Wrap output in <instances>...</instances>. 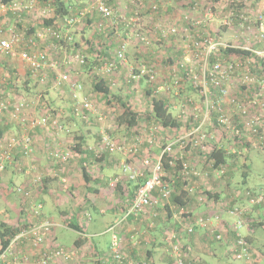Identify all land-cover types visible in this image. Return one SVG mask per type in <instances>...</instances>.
<instances>
[{"label":"crops","instance_id":"0c3cea01","mask_svg":"<svg viewBox=\"0 0 264 264\" xmlns=\"http://www.w3.org/2000/svg\"><path fill=\"white\" fill-rule=\"evenodd\" d=\"M28 1L29 0H15V4L18 7L26 4ZM65 1L67 2L66 5H68L69 9L73 10L74 14L79 11L81 6L83 7L85 3H87V0ZM166 2L163 3L166 5ZM261 2L264 3V0H253V11L251 13L253 16L250 17L253 24L244 22L241 18L242 16L246 17L247 14L241 11L243 8L242 5H240V10L237 9L236 12L238 18L236 20L235 27L237 29L234 37L240 35L239 32L242 27L246 32L250 33L252 38L256 37V33L254 32L255 23H257L260 17L264 20V15L262 14V12L264 13V4ZM40 6L43 7L41 4ZM40 6L34 10H38ZM41 9L43 10V8ZM130 10L133 11L132 6ZM6 11V7L0 5V16H3L0 25L2 24L7 32L13 31V28L18 29L19 23L16 22V18H11V16L6 15ZM33 11L30 14L25 13L20 22L22 26L23 23H27L26 31L18 32L26 35L27 32H31L29 26H31L34 32L39 31L38 27L41 22V18L39 17L45 16V8L43 10L44 12L41 14L38 12L36 15ZM259 12L260 14H258ZM93 15V18L91 16L87 23H92L94 30L97 28L98 31V27L102 21H100V18H98V15L95 13ZM25 16H28V18ZM253 18H255V20H253ZM37 20H39L38 23ZM248 25L251 27L250 31H248ZM74 31H71L73 41H75ZM99 37L100 39L95 40L96 43H94L96 46L98 45V47H100L102 41L104 42L105 48L102 49L107 58L114 54L116 50L118 51L119 45L117 47L115 46V43H118L117 39L114 40L112 36L106 38L107 35L105 38L103 36ZM238 38L239 41H243V38ZM35 39L38 42L35 50H46L50 53L53 51L49 41L50 38H41L38 36V38L36 37ZM253 47L255 49H262L264 48V43H260L258 46L253 44ZM135 50L136 49H133L132 53ZM17 52L16 49L12 54L14 56L10 57V59H8L9 57L7 58L0 55V102L6 100L8 96H11V98L36 96V99H40V102H44V104L47 105L45 107H50L55 111L54 114L58 115L59 118H67V115H70V119L77 122L70 114L72 113L71 83H65L60 89L55 88L54 81L57 75L56 71L53 70L48 71L49 84L48 82H39V78L32 74L31 70L28 68L29 66L23 62L20 57L17 61L15 57ZM63 53L64 55L68 54L67 52ZM141 53L142 52L138 50V52L134 53L133 58L139 59ZM115 54L113 55L114 57ZM232 55L237 57L241 56V54ZM92 61H96V58L92 59ZM63 69L69 73L71 78L69 79L73 82L83 79V75L85 78L91 77V80L94 79L93 76L87 74V72H90L89 74L93 73L90 71L92 70L90 68H59V70ZM118 69H121L123 76L125 68ZM114 75L113 73L110 76L104 77L105 79L103 78V80L107 82V87H109L110 90L113 88L112 85H115V83L120 80V78ZM253 88L255 89L256 87L254 86ZM113 93L114 92L111 90V95H113ZM117 95V93H114L113 96ZM196 95H198V93H196ZM174 100L177 102L176 104H182L181 107L185 106L181 98H175ZM66 101L67 105H69L68 109L64 106ZM189 101L190 100L187 99L186 103ZM40 108L41 106L34 108L32 110V112L34 111L32 115L39 116L42 114L44 111ZM172 110L176 113L174 115L178 119L184 114L180 113V110ZM67 111L70 113L68 112V114ZM190 119H193V116H191ZM0 124H2L5 130L2 142H7L10 137L23 133V128L21 129L18 125L19 123L13 121L8 113L0 115ZM66 125L68 126V124ZM78 126L79 123H76V127ZM160 126L161 129L159 134L164 130H173L176 133H182V129H184L183 126H181V128H163L161 124ZM67 128L69 130L68 134L64 132L61 134L58 133L63 139L61 141L64 143V145L60 144V149L68 150L75 154L77 157L75 160L77 161L73 160L74 162L65 164L63 168L57 172L65 176V178H62L67 181V185L69 186L68 189L66 188L67 186L62 187V178H59L60 175H57L54 166L51 168L52 163L50 161L52 160L49 158L50 152L59 146L56 142L58 137H55L50 129L45 130L42 128L36 130L33 134L34 141L32 153H34V155L31 157V160H28L29 158L24 155L22 147H17L14 152L13 162H10L6 171L0 174V217L3 223L13 224L15 226L33 225L35 220H33V213L29 206L32 203H35V206L38 203L43 204L40 218L51 220L56 224L51 239L49 240V245L58 243L67 249H77L78 260L79 262H84V264H121L120 261L114 258L113 252L111 251L112 242L115 239H118L120 242L118 252L124 259L123 264H174L171 256V247L169 242L166 241L167 234L171 232L178 235V241L182 246L185 264H233L234 257L230 248L227 246V243H219L215 240L211 227L196 228L195 233L189 234L186 231V226L197 217H209L220 213L221 208L246 205L245 196L247 190L234 189L236 182L228 181L226 178L214 179V181L211 180L212 178H208L207 180L203 179L202 182L199 179H190L186 182L189 183L188 185L196 187L198 193H190L191 199L183 198L186 202L184 206L180 207L171 201V204L164 203L157 210L146 209L145 213L142 215L126 218L127 210L134 200L137 187L150 177V167L145 166L144 162L139 161V159L135 160L127 156V153H124V155L121 153L117 158L112 157L110 159L94 160V157H98L99 153H104L100 152L102 150L100 144L98 145V141L104 132L102 131L103 128L100 130L99 138L97 132L95 135L93 132L87 130V132H81L82 134H80L79 138H74V140L71 141H69L70 138H68V135L74 130L69 127ZM133 132L134 131H127V135L128 133L130 134L121 142L126 144L129 148L135 144L130 145L132 144L131 138H134ZM107 134L111 135L109 133ZM137 135L136 137L139 139L140 136ZM151 136H155L154 133H151ZM80 138L85 139L86 143L85 145L83 144L81 148L84 154L82 156H79L76 150L73 149L75 144L78 143V140L80 141ZM72 141L74 142V146L67 147ZM154 142L151 138L149 139L148 145L145 144L147 148L143 155L151 157L150 155L153 154V157L156 156V158H154V160H156L160 157L161 150L154 147ZM141 143L143 144L142 141ZM189 149L192 150V148L188 146L187 150ZM184 158L193 168L196 169L200 167L199 164L192 165L189 155L186 154ZM33 161H37L35 166L40 167V170L45 173L48 172L49 175L44 180L42 179L39 181V185L37 184L38 182L34 181L37 174L30 168L34 166ZM207 166L208 164H205L203 167ZM84 167L86 168L89 178L88 181H86L83 176L82 168ZM127 168H132L137 171L140 176L133 180L130 177L131 174L126 171ZM30 171L33 173H30ZM211 175L213 176L214 172H212ZM176 180L173 174H167L165 177L166 185L173 190L179 188L181 184L180 182L178 183L179 180ZM250 188H253L251 190L258 193L261 190L260 188H264V186L254 185L248 187V190ZM66 189L68 191H65ZM204 191L215 193L216 197L208 200L203 196ZM220 214L224 217L222 220L223 222L219 224L218 228L225 230V239L229 244L233 245L236 242V234L232 231V223L235 219L226 215L225 212ZM244 219H247L246 222L248 223V227L241 230V234L248 237L254 250L261 252L257 244L262 245V243H264V241L259 238V228H264V205L251 208L249 216ZM154 220L155 224L153 222ZM144 230L145 232L149 230V234H145V232H143ZM111 233L112 235L110 238L105 241L104 237ZM66 235H68L70 239L73 238L72 235L75 236L71 241V243L74 242L72 245L73 248L66 247L69 239L64 240L63 236ZM31 252L34 254L37 253L26 250V254H30ZM92 252H95L96 255H92Z\"/></svg>","mask_w":264,"mask_h":264},{"label":"rangeland","instance_id":"374dc122","mask_svg":"<svg viewBox=\"0 0 264 264\" xmlns=\"http://www.w3.org/2000/svg\"><path fill=\"white\" fill-rule=\"evenodd\" d=\"M33 1H34L33 3H35L36 5L35 8L40 6L39 0H33ZM102 1L114 9L115 21L121 23L119 25L111 26L113 25V19L106 20L107 21L106 26L107 25L111 26L108 29L109 33L106 38L112 36L114 40L117 39L118 43H115L116 47L118 45L120 47V45L123 42L128 44L127 51L125 53V61L123 63L118 64L117 69L114 72L115 74L114 76L120 78V80L117 81L115 85H112L113 88L111 90L114 93H117L118 95L113 96L114 95L113 93V95L110 94L107 97H104L102 94L97 93L93 89V82L96 80V78L97 79L104 78L113 74V73L107 74L101 72V68L103 69L105 62L114 60L113 55L116 53L117 51L116 50L115 53L108 58L106 57V55H102V56L100 55L99 59H97L96 62L91 61L92 66L90 68H92V70L90 71H92L93 73L89 74L90 72H87V74L89 76H93L94 79L91 80V77L85 78V76L83 75L82 77L83 79L77 81L83 84L84 86L83 91L85 96L90 98V100L93 103V110L91 112L92 122L82 123L78 120H76L77 122H74L72 121V119H70V115L69 116L67 115V118L64 117L63 119L61 118L57 119L60 122V124L63 125V130L59 132L55 130L52 131L51 133H53L55 137H58V139H56L57 140L56 142L59 144V147H61L60 144L64 145V143L61 141L63 139L59 135L62 132L68 134L69 130L67 127L74 130L73 132H70L71 133L70 135H68V138H70L69 141L74 140V138H79L80 134H82L81 132H87V130L93 132L95 135L97 132L99 138L100 130L103 128L104 132L111 134L112 138L115 141L123 142V140H125V138L130 133H128L127 135L126 133L127 130H125V127L119 125L118 117L123 112L124 109L123 105L127 104V106H129L133 112H137L139 114L138 126L134 130H132L135 132V134L133 132V137L139 134L137 135L140 136L138 142H140V140L143 142V144L138 147L137 154L127 153L126 154L127 156H130L135 160L139 159V161L145 162L147 158L146 156L143 155V153H145V150L147 148L145 147V144L148 145V141L150 138L152 139L153 142L155 141L154 147L156 149L161 150L160 151L161 154V152L163 151L166 145H168L172 141H180L181 138H183L188 132H190L193 129V127L196 128L201 124L204 134L207 135L206 139L210 140L209 143L205 140L200 144L204 149L202 147H198V148L191 147L192 150L190 149L187 150L188 148H186V145L185 144L182 145L180 143L181 146L184 147V149H181L179 147V144H177L174 147L173 152L175 156L179 158V160H181L180 159L181 157L184 158L187 154L190 156L192 165L194 164L200 165V167L196 168L195 171L198 172L199 174L198 179L201 182L203 181V179L207 180L208 178L209 179L212 178L211 179L212 181H214V179L216 180L218 178V175L216 172H214L213 176L211 175L212 170H211V165L208 163V155L211 153V150L216 146L217 142L219 141L221 142V140H223L224 139L223 137L225 136L223 135V128L218 125L219 116H220V113L218 111H220L219 109L220 107L223 108V111L226 114H228V116H230L231 123L235 124L237 121V118L235 117L237 113L236 111L234 112L235 109L233 108V106L231 107L230 105H232L231 102L233 98L236 97L240 89L238 86L237 87L231 86L229 91V99H224L222 101L218 98L217 94L215 93L214 97L212 98V101L215 102V104L217 105L209 106V111H206L205 100L202 95L199 84L193 80L184 78L185 73L181 69L193 68L197 74L201 75V72H203L205 68H211V65L213 63L218 61L230 62L235 57H237L235 55L233 56L232 54L228 55L226 52L223 51L225 49H220L219 51L210 54L208 60H206L205 48H202L200 52H197L199 56L196 57L195 51L193 49V43L199 42L205 37H210L215 42H222L227 45L250 47L253 46L254 44L258 46V43H256L255 41V38L250 37V33L246 32L243 29V27L239 32L240 35H237L238 37L243 38V41H239L238 37H234L237 29L235 27L236 20L238 18L236 16L237 9L240 10V5H242L243 9L241 11H243L244 13L246 12L247 14L246 17L250 18L251 16H253L251 14L253 11L252 9L253 0H237V1L236 0H159L157 3V5L159 6V10L157 12H153L151 9V6L153 4L152 0H140L135 3L132 0H102ZM163 2L164 3L166 2V5ZM95 3L96 0H87L85 6L83 7L81 6L79 8V11L82 10H87L88 12L90 11V13L87 14V17H85V19H83L81 23L83 22L86 23V18H90L91 16L93 17L94 13L98 15L100 21L102 22L105 21L94 9L93 5ZM131 6L133 7V11L130 10ZM41 8H43L44 10V7L40 6V8L38 9L39 11L38 10H34V11L31 10V11H33L36 15L38 12H40L41 14L42 12H44ZM151 12L156 15L152 14ZM208 13L212 14V18L207 17ZM136 14L140 18L141 27L137 32H132L131 30L125 27L124 23L121 22V20H123L122 16H135ZM258 14H260V12ZM262 14L264 15L263 12ZM186 17H189L190 19H192V21H187ZM40 18L41 20H43L45 17L41 16ZM255 18H253V20H255ZM198 21L201 23L196 24V22ZM171 27H176L177 29L176 34L173 35L168 33ZM80 29L81 30L77 28L74 29L75 30L74 42H78L80 39V33L85 31L82 30L83 27H80ZM4 30H6V28H4ZM258 31H259L258 24L255 23L254 32L257 34ZM87 32L85 33L86 38H91L92 40L100 39L99 35H97L98 32L95 33L93 30ZM131 33H134L135 35L137 33L146 35L150 39V45L142 44L136 38V36L131 35ZM3 36L4 34H0V37ZM133 49L136 50L132 53ZM138 50L142 52L141 56L139 59H134L133 58L134 53L138 52ZM49 54H50V58L52 59V62L58 63L56 68L80 67L78 64L75 63L71 65H63L62 60L64 55H61L59 50L57 51L53 50L51 51V53L49 52ZM19 55L20 53H17L15 56L17 58V61L20 57ZM142 67L152 68L157 72V77L154 84L149 83L145 78H142L137 81L128 82V75L131 72L130 70L136 71L137 68H142ZM261 67L264 68V63L261 65ZM95 68H97L98 70L95 71ZM118 68H125L126 74L124 73L122 76L121 69ZM59 71L64 72V69ZM261 80L264 79L261 78ZM49 83L50 82H48V84ZM196 93H198V95H196ZM253 95H254V91L250 92L246 88L243 93V98H248L249 100L251 97H253ZM35 97L36 96H31V97L29 96L25 98L24 97L11 98V96H8L7 99L4 101L2 100V102L5 103L10 102L12 105H15L17 102H21L24 100L28 102L29 105H32L31 108L25 110V114L26 113L28 115L30 114L31 118L40 119L42 115H45L44 112L39 116L32 115V113H34V111L32 112V110L34 108H37L38 105L40 104L39 103L40 99L38 100ZM155 97L166 99L171 109L180 110L181 111L180 113L184 111L182 117L181 118L179 117L182 123L181 126H183L184 128L182 129V133L181 132L176 133L173 130L172 131L164 130L161 134H159L161 129L160 124L155 121L149 122L147 118H148V114L151 111L152 100ZM175 98L177 99L181 98L185 106L181 107L182 104H176L177 102H175L174 100ZM187 99L191 100L192 103L189 102L186 103ZM259 100L263 102L264 98L260 97ZM212 101L210 105L214 104ZM64 106L66 109L69 108V105H67V101ZM256 108L257 110H253L254 112L253 114H256V116H262L261 120L263 127L261 128L260 131L262 132L261 133L262 139L259 138L260 141H262L264 140V121H263L264 108L263 110L261 107L260 108L256 107ZM225 109H230V110H225ZM68 112L69 111H67V113ZM172 112L176 114L173 110ZM46 113L51 117H54L51 111ZM53 113H55V111H53ZM99 115H102L105 118L103 122L97 121V116ZM191 116H193V119H190ZM76 123H79L78 127H76ZM66 124H68V126ZM58 133L60 134L58 135ZM151 133H154L155 136H151ZM245 137L248 139L249 136L246 135ZM133 139L134 138H131L132 144L130 145H133L135 143L136 139L134 140ZM252 139L254 141L252 143L254 144V146L252 145V149L245 147L246 148L245 150L239 151V154L241 155H238L239 156L238 166L236 169L232 168L230 171V178L229 179L226 178L228 181L236 182L235 183L236 186H234V189L238 188L240 190L241 189L246 190V188L252 187L254 185L264 186V143L261 144V142L258 140V137L256 139L255 138ZM181 141H183V139ZM183 142L186 143V141ZM69 146H74V142L73 141L72 143L70 142V145H68L67 147ZM193 149H197L199 151ZM100 152H104V151H100ZM101 154L102 156L94 157V160L95 159L104 160L106 158L110 159L112 157L117 158V156H120L121 153L111 155V154H106L104 152ZM33 155L34 153H31L26 156L27 158H29L28 160H31V157H33ZM122 155H124V153H122ZM150 156L152 159L156 158V156L153 157V154H151ZM75 159H77V157L74 154V157L71 158L66 164L74 162L73 160ZM36 162L37 161H33L34 166L30 168L34 171L35 174H37V177H35L34 181L38 182V179L44 180L49 175L48 172L45 173L44 171L40 170V167L35 166ZM50 162L52 163L51 168L54 166L56 172L58 170H61V168H63L62 166H59V164H56L53 161ZM205 164L206 165L208 164V166L203 167L205 166ZM244 165H246L247 167H244ZM228 172L229 171L227 170L225 175H227ZM30 173L33 172L30 171ZM57 175H60L59 172H57ZM62 177L65 178V176L62 175H60L59 178ZM62 179H61L63 185L62 187L67 186L66 188L68 189L69 186L67 185V181H65L64 179L62 181ZM37 184L39 185L40 182H38ZM67 189L65 191H68ZM153 222L155 224V220ZM1 223H2V218L0 217V224ZM23 227L25 226L23 225L19 226V228H23ZM259 229H260L259 238L264 241V228H259ZM148 231L145 232L144 230L143 232H145V234L147 233L148 235L149 234ZM111 235L112 233L106 235L104 237L105 241H107ZM72 237L74 238L75 236L72 235ZM63 238L64 240H67L69 236L68 235L63 236ZM73 238L68 239V244H66L67 245L66 247L73 248L72 245L74 242L71 243ZM257 245L260 248V251L262 252L260 264H264V243H262V245L259 244ZM26 250L28 251L29 249L27 248ZM110 264H115V263H110ZM233 264H244V263L234 258Z\"/></svg>","mask_w":264,"mask_h":264},{"label":"built area","instance_id":"2783aa9c","mask_svg":"<svg viewBox=\"0 0 264 264\" xmlns=\"http://www.w3.org/2000/svg\"><path fill=\"white\" fill-rule=\"evenodd\" d=\"M33 1V0H32ZM134 3L137 0H132ZM159 0H152L151 9L153 12H157L159 10V6L157 5ZM34 2V1H33ZM31 2L26 6V8L33 9L35 3ZM94 9L98 12V14L105 21L100 24L98 27V32L104 31V29H109V27L114 25L121 24L120 22L115 21L114 17V9L105 4L102 0H96V3L93 5ZM13 10L19 9L16 5H13ZM87 10H82L76 15L66 17L65 23L67 27L75 26L82 22V20L87 17L89 14ZM44 14H49L48 11ZM48 16V15H46ZM207 17L212 18V14H207ZM244 22H248L249 24H253V21L249 17L242 16L241 17ZM113 25L106 26V20H112ZM121 22L124 23L125 27L132 32H137L140 25V18L136 14L135 16H122ZM187 21H192L189 17H186ZM193 23V22H192ZM201 22H196L199 24ZM194 24V23H193ZM258 24V33L255 35L256 43H264V20L260 17L257 20ZM248 25V30H251V27ZM1 27V26H0ZM3 32V33H2ZM71 30L67 29L65 32L54 30L53 28H48L45 30V35H40L41 38L48 37L53 40V44L51 47L53 50L57 51L58 46L56 43L61 42H72L73 38L70 35ZM176 27H171L168 31L169 34H176ZM0 34H4V37L0 38V54L8 55L12 54L15 51V48L19 46L22 42V37L13 31H3L0 28ZM254 34V32H253ZM131 35H135L131 33ZM136 38L145 45H150V39L143 34L137 33ZM251 37V35H250ZM33 43V42H32ZM127 43H122L115 54L114 60L105 62L103 69L101 68V72L112 74L117 69L118 64L123 63L125 61V53L127 51ZM202 48L206 49V60H208L209 55L219 51L220 49H232L239 50L249 54L248 56L241 54V56L235 57L230 62H222L218 61L211 65V68H205L201 75L197 74L193 68H183L181 70L184 71L186 77L191 79L199 84L201 88L202 95L205 100L206 111H209V106H215V102L212 101L213 95L216 93L218 98L222 101L224 99H229V91L231 86L239 87L238 94L233 98L231 102V106L235 109L237 115L243 118L239 123H231L230 116L223 111V108H219L220 113L219 123L218 125L223 128V132L228 134L229 136H238L242 137L249 136L248 141L253 143L252 135H257L258 140L262 139L261 128L262 125V116H256L253 114V110H257L258 108H264V101L261 102L259 100L260 97L264 98V68L261 65L264 63V48L263 49H255L253 46L240 47L234 45H227L222 42H215L210 37H205L199 42L193 43V49L195 51V56H199L197 52H200ZM21 60L25 62L32 74L41 79L42 83L49 82L48 71L53 70L56 71V79L54 81L55 88L60 89L65 83H71V91H72V99L75 101L72 109V115L78 121H89L91 118V112L93 110V103L84 94V86L79 82L70 81L69 74L64 71H59V68H56L58 65L57 62H52L50 58V54L48 51H34L31 54L27 52H23L20 54ZM73 61L84 64L85 57L83 55L77 54L73 56L69 60H65L63 65H70ZM98 69L95 68V71ZM131 72L128 75V82L137 81L142 78H145L149 83L154 84L157 77V72L152 68H137L136 71L130 70ZM103 74V73H102ZM99 75V74H97ZM256 87L255 89L253 87ZM247 88L248 91H254L253 97L249 100L248 98H243L244 90ZM162 89V88H160ZM242 97H241V96ZM253 99V100H252ZM219 100V101H220ZM211 101L214 103L212 105ZM249 101V102H247ZM190 103L191 100L189 101ZM32 105H29L26 101L17 102L15 105H12L10 102H0V115L3 113H8L13 119L25 123L23 125V133L21 134V138H14L9 142L6 146L5 142L0 144V173L5 170V162L10 160L11 155L10 151L12 148L20 146L23 148L25 155H29L33 151V137L31 136L32 132L36 127H44L45 129H50L51 131H62L63 125L57 119H52L50 115L45 112V115H42L40 119H34L30 117V114H25V110L31 108ZM180 109V108H179ZM49 112V111H48ZM184 111H182L183 113ZM105 118L102 115L97 116V121L103 122ZM104 131V130H102ZM261 136V137H260ZM100 147L102 150L107 149L111 153L121 152V153H131L136 154L137 147L129 148L126 144H118L113 141L107 133L103 132L101 137ZM207 135L204 134L202 130V125L200 124L196 128L188 132L181 140L183 141H172L162 151L161 157L156 162H151V160L146 159L144 164L147 167H150L151 174L150 177L145 180L144 183L139 185L134 200L131 206L128 208L126 213V218L130 216H139L145 213V210L148 208L154 209L161 202L168 201L170 198V194L172 190L169 189L168 185L164 184V167L162 163L163 156H167L171 158L170 164L172 165L174 160H179L178 157L175 156L173 150L174 147L179 144L181 149H184L182 145L198 148L202 147L200 144L203 141H207ZM260 138V139H259ZM181 143V144H180ZM200 145V146H199ZM254 146V144H252ZM59 147V146H58ZM56 147L53 151L50 152L49 158L56 164L60 166H64L74 154L68 150H62L60 147ZM203 148V147H202ZM204 149V148H203ZM180 159H183L182 157ZM131 174V178L137 179L140 174L137 171H134L132 168H127V170ZM224 170L219 172V175L223 174ZM181 174L184 177H187V180H190L192 176L199 177L198 172L195 169L191 168V166L184 162L182 165ZM42 179H38V182ZM189 184V183H188ZM187 190L190 193H198L196 187L187 185ZM160 191V195L155 197L154 193L156 191ZM161 196V199H160ZM202 198H205L201 196ZM246 205L244 206H234L233 208H221V212H225L226 215L231 216L235 220L232 223V231L236 234L237 241L231 245L225 239V230L218 228L219 224L223 222V215L218 213L212 216H200L195 218L188 226H186V231L189 234L195 233L196 228H209L211 227L213 236L215 240L219 243H227V246L230 248V251L233 257L243 262L244 264H256V260L261 258L262 255L257 253L256 250L252 247L250 242L247 240V237L241 234V230L246 229L248 227V223L246 222L245 215L248 214L256 205L264 204V188L260 190L258 193H253L251 191L246 192ZM151 209V210H152ZM42 210V206H37L36 215H39V212ZM56 224L48 219H40L36 224H28L24 229L13 239L8 249H6L3 253H0V264H84V262H79L78 258V250L77 249H67L59 244L52 243L49 245V240L51 239V235L53 230L55 229ZM166 241L169 242L171 247V256L173 258L174 264H185V259L182 252V246L178 241V235L176 233L167 234ZM119 240L115 239L112 242V252L113 256L117 261H120L123 264L124 259L119 254ZM47 245V247H45ZM47 248L43 255L38 259H34L32 256L34 253L26 254L25 250L28 248L30 251L38 252L41 248ZM49 248V249H48ZM92 255H96L95 252H92ZM112 255V254H111ZM141 264V263H138Z\"/></svg>","mask_w":264,"mask_h":264},{"label":"trees","instance_id":"16d2710c","mask_svg":"<svg viewBox=\"0 0 264 264\" xmlns=\"http://www.w3.org/2000/svg\"><path fill=\"white\" fill-rule=\"evenodd\" d=\"M140 1V0H137ZM31 2H33L32 0H29L28 2H26V4L22 5V6H18L19 9L17 10H13L11 8H13V5L15 4V0H0V5L6 7V15L11 16V18L15 17L17 18L16 22L19 23V28H13L16 33H18L21 37H22V42L19 44L18 47L15 48L14 51H16L17 49V53H23V52H27L28 54L33 53L35 50V48L37 47V40L35 39L36 37L38 38V36L40 35H45V30L48 28H53L54 30H58V31H62L65 32L67 29L74 31L75 28L80 29V27H83L82 33H80V40L78 42H61V43H56L55 44L58 46V50L59 52L63 53V52H67L68 54H61L64 55L63 57V62L65 60H69L71 59L73 56L80 54L83 55L85 57V62L84 64H79L75 61H73L71 64L76 63L78 64L81 68L85 69V68H90L91 65V61L92 59H99L100 55H104V50L102 48H105V44L102 41V44H100V47H98V45L96 46V42L95 40L92 39H87L86 38V32L87 31H94L95 33H97V28H93L92 23H87L88 20H90V18H86V23H79L76 24L75 26L72 27H67L65 20L66 17L68 16H72V15H76L78 14L80 11L76 12L75 14L73 13V10L69 9L67 2L65 0H39L40 4L43 5V7L45 8V13L46 11L49 12V14H45V18L43 20H40L41 22L39 23V31L34 32L31 29V32H27L26 35L22 34L18 31H26L27 28V23H23V26L21 25V21H22V17L25 13L30 14L32 13L31 10L36 9V5H34V9L31 8H26V6L28 4H30ZM38 2V4H39ZM37 4V3H36ZM39 6V5H37ZM4 14V13H3ZM1 15V14H0ZM5 15V16H6ZM48 15V16H46ZM26 17V16H25ZM28 18V17H27ZM40 18V17H39ZM93 18V17H92ZM3 19V16H0V23ZM85 19V18H84ZM39 20H37L38 23ZM1 29L3 31V25H0ZM3 33V32H2ZM88 33V32H87ZM109 30L108 29H104V31L102 32H98L97 35L99 36H103L104 38L106 37V35H108ZM75 35V32L73 33ZM70 35L72 36V32H70ZM46 36V35H45ZM1 38V37H0ZM73 38V37H72ZM104 40V39H103ZM50 44H53V40L50 38L49 39ZM33 42V43H32ZM95 42V43H94ZM104 44V45H103ZM86 45V46H85ZM107 50V48H106ZM224 52H226L228 55L231 54H244V52H241L239 50H232V49H227V50H223ZM13 54V53H12ZM12 54H8V55H3L5 57H9L8 59H10V57H13L14 55ZM91 54V55H90ZM1 55V54H0ZM16 55V54H15ZM244 55H249L247 53H245ZM20 56V55H19ZM94 56V57H93ZM21 58V57H20ZM101 59V58H100ZM96 62V61H95ZM63 64V63H62ZM70 64V65H71ZM28 67V66H27ZM29 68V67H28ZM30 69V68H29ZM92 69V68H90ZM184 78H187L186 75L184 74ZM188 79V78H187ZM191 80V79H190ZM39 82H41V79L39 78ZM38 82V83H39ZM42 83V82H41ZM83 85V84H82ZM93 89L94 91H96L99 94H102L104 97H107L108 95L111 94V90L109 87H107V82L105 80H103V78H96V80L93 82ZM214 97V95H213ZM212 97V98H213ZM74 100L72 99V109H73V105H74ZM41 106V110L45 112L51 111L53 116L52 119H59L58 115L53 113V110L49 107H45L47 106L46 104H44V102H40V104L38 105V107ZM124 109L123 112L120 114V116L118 117V122L119 125L122 127H125V129L129 132H131L132 130H134L137 126H138V120H139V114L137 112H133L131 110V108L129 106H127V104H124ZM225 106V105H224ZM231 106V105H230ZM226 107V106H225ZM232 107V106H231ZM225 110H230V109H225ZM4 114V113H3ZM73 113H71L72 115ZM74 115H72L73 117ZM237 118V123H239L240 121L243 120L242 117L239 118L238 115L235 116ZM12 118V117H11ZM74 118V117H73ZM90 118L92 119V115L90 116ZM75 120H77L76 118H74ZM91 119L87 122V121H82V123H89L92 122ZM149 122H157L159 124L162 125L163 128H180L182 123L181 121H179V119L174 115V113L172 112V109L170 107V105L168 104V101L164 98H153L152 100V105H151V111L148 114V118ZM13 121H15L16 123H19L18 125L21 127V129L23 128V125H25V123H21L15 119L12 118ZM45 129L44 127H36L35 130L32 132L31 136L33 137V134L36 130L38 129ZM47 130V129H45ZM5 135V130L2 126V124H0V144H3L4 142H2L3 138ZM223 135H225L223 138V140H221V142H217L216 146L211 150V153L208 155V163L211 165V170L212 172H216L218 175L217 179H223V178H230V171L232 168L236 169L238 166V155L239 151L245 150L247 148L252 149V143L249 142L247 140V138L243 135L242 137H238V136H229L228 134L223 132ZM252 138H257V135H252ZM21 137V135H15L10 137L7 142H5V145L7 146L9 144V142H11L12 139L14 138H18ZM111 139L113 141H115L112 136L110 135ZM101 137L98 141V145L101 143ZM134 139H137V137L135 136ZM82 140V142H81ZM139 139L135 140V144L132 147H137V152H138V147L142 145L141 140L138 143ZM210 140L207 139V142L209 143ZM117 142V141H115ZM149 142V141H148ZM261 144L264 143V140L260 141ZM118 144H123L121 142H117ZM83 144L85 145V139H81L80 141L78 140V143L75 144L74 146V150H76V153L79 156L84 155L81 148L83 147ZM20 147V146H17ZM12 148L10 151V155L11 158L10 160L6 161L5 164V170L3 172H1L0 174L4 173L8 167V164L10 162H13V158H14V152L16 150V148ZM102 150V149H101ZM196 151H199L197 149H193ZM104 151L106 154H120L121 152H115V153H111L109 150L104 149L102 150ZM24 152V151H23ZM33 152V151H32ZM136 152V154H137ZM162 154V153H161ZM25 155V152H24ZM98 156H102V154H99ZM161 157V156H160ZM159 157V158H160ZM147 159L151 160V162H156L158 159L154 160L151 157H146ZM171 158L167 157L166 155L163 156L162 158V163H163V167H164V171H165V175H164V184L165 183V177L167 174H173L176 177V181H178V183L180 182L181 184L179 185V188H176V190H173L169 187L170 190H172L171 194H170V198L168 201H163L161 202L158 206H156L154 208V210L159 209L164 203L165 204H171V201H173L174 203H176L178 206H184L186 204L185 200H183V198H188L191 199V194L190 191L187 190L186 186L188 185V183L186 181H188L187 177H184L181 172H182V165L184 162L188 163L185 158L181 159V160H174L173 164L171 165ZM190 165V164H189ZM60 166V165H59ZM191 166V165H190ZM244 167H247L246 165H244ZM191 168H193L191 166ZM239 168V167H238ZM195 169V168H193ZM221 170H224V173L219 175V172ZM227 170L229 171L226 174ZM83 171V176L85 178L86 181L89 180L88 176H87V172H86V168H82ZM227 176V177H226ZM229 176V177H228ZM187 178V179H186ZM191 179H198V177L196 176H192ZM138 189V187H137ZM262 190V188H260ZM158 191H156L154 193L155 197L160 195V190L157 189ZM247 191H251L254 193V191H252L251 189L248 190V188L246 189ZM246 191V192H247ZM203 196H205L208 200H211L213 197H216L215 193L209 192V191H204L203 192ZM161 199V196H160ZM35 203L30 204V210L33 213V220H35V222L33 224H36L41 217V211L39 212V215H36L37 212V206L41 205L43 208V204H37L36 206L34 205ZM264 205V204H262ZM262 205H256L253 208H257V207H261ZM234 206H231L230 208H233ZM149 210H151L152 208H148ZM250 212L248 214L245 215V217L247 218L249 216ZM247 220V219H246ZM153 223V222H152ZM23 228H19V226H15L13 224H8V223H1L0 224V253H3L6 249H8V247L10 246L11 242L13 241V239L21 232ZM247 240L250 242V240L247 237ZM237 241V238H236ZM251 244V242H250ZM49 249V248H48ZM47 250V248H41L35 255H33L32 257L34 259H38L39 257H41L43 255V252H45ZM257 253L261 254V252L256 251ZM262 255V254H261ZM261 261V258L256 260V264H259Z\"/></svg>","mask_w":264,"mask_h":264}]
</instances>
